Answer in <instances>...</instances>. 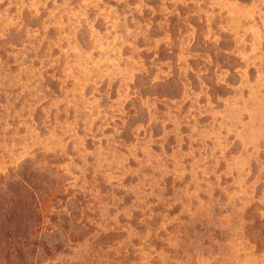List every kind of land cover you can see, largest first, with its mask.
<instances>
[{
	"label": "rangeland",
	"instance_id": "rangeland-1",
	"mask_svg": "<svg viewBox=\"0 0 264 264\" xmlns=\"http://www.w3.org/2000/svg\"><path fill=\"white\" fill-rule=\"evenodd\" d=\"M0 264H264V0H0Z\"/></svg>",
	"mask_w": 264,
	"mask_h": 264
}]
</instances>
